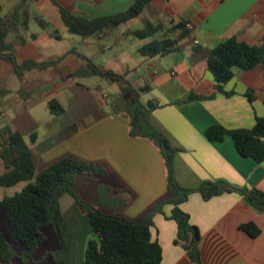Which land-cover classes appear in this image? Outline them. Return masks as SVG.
<instances>
[{"label":"crops","instance_id":"obj_1","mask_svg":"<svg viewBox=\"0 0 264 264\" xmlns=\"http://www.w3.org/2000/svg\"><path fill=\"white\" fill-rule=\"evenodd\" d=\"M55 1L73 14L87 19L124 11L133 3V0ZM22 2L30 15L37 14L43 18L39 12L48 14L49 7L58 12L51 0H19L11 11L1 17L10 18L15 7ZM140 15L146 17L145 22H161L162 30H166L171 37L179 34V29L168 30L177 22H189L192 28L186 37L177 41L180 50L152 57L141 54L138 48L160 35L156 32L151 37L136 38L131 33L138 28L131 27L134 19L97 35H76L83 43V51H73L68 55L44 52L49 38H61L57 29H47L50 22L45 18L47 25L44 28L38 24L41 31L27 34L28 24L34 19H29L26 28L22 27L20 21L23 15L20 13L17 28L9 30L5 40L17 42L20 38L24 39L23 43L14 46L18 63L27 59L41 63L55 61L43 68L31 69L59 73L52 93L67 88L69 95V87L76 82L71 73L86 65L81 56L92 58L95 64L115 74L124 75L133 88L144 89L139 92V98L144 95L142 102L153 99L159 105L149 113L151 124L164 133L170 145L177 149L173 154L172 168L173 176L181 186L196 188L206 180L224 179L235 186L256 187L264 192V162L258 163L241 156L229 136L222 141H210L204 133L214 124L227 129L249 128L256 117L264 115V66L246 70L234 68L232 77L223 85L224 90L230 92L225 94L215 89V80L206 58H198L193 53L194 46L211 49L229 37L249 45L264 41V0H152ZM123 25H128L127 29H122ZM9 35H12L11 39ZM81 85L88 88L97 101L100 117L85 114L65 122L61 116L54 119L55 116L50 113V117L40 123L30 113V106L38 99L30 100L29 93H20L16 101L8 99L5 103L14 113L23 102L30 104L29 114L37 124L33 130L35 138L31 140L27 134L24 139L33 151L34 163L39 159L45 167L59 156L71 153L107 166L109 175L114 176L120 185L116 187V192L126 196V204L121 201L115 203L111 196L99 199L94 178L78 179L76 188H90L91 194L87 191L85 194L95 198V205L105 212L133 221L142 220L149 214L153 203L167 192L164 158L149 138L130 136L128 125L121 115L105 111L91 87ZM248 90L253 92L252 100L245 95ZM190 92L213 95L202 100L185 101ZM68 95L64 103L58 101L66 105ZM79 195L82 196L80 192ZM58 203L63 217L75 216L78 219L74 233L75 264H86L85 247L92 236L89 216L67 191L59 195ZM180 207L189 214L190 222L198 229L201 264H264V211L250 206L243 195L235 191L224 192L204 200L200 193L192 192ZM171 208V204H165L162 211L152 213L150 233L151 239L158 241L162 249L160 264H198L173 242L177 226L168 217ZM248 221L259 228L257 235L251 236L239 228L240 224ZM48 227L56 240L57 251L59 239L56 230L50 225Z\"/></svg>","mask_w":264,"mask_h":264},{"label":"trees","instance_id":"obj_2","mask_svg":"<svg viewBox=\"0 0 264 264\" xmlns=\"http://www.w3.org/2000/svg\"><path fill=\"white\" fill-rule=\"evenodd\" d=\"M51 1L57 7L60 18L70 33L88 37L132 21L150 5L152 0H133L131 6L124 11L93 19L75 15L55 0ZM24 4L22 2L17 5L10 18L0 16V58H4L12 65L14 73L19 78L25 71L55 63V61L41 63L30 59L18 63L14 46L16 43H23L24 39L20 38L16 43L5 40L8 31L17 28L20 13L23 15L20 21L22 27H27L29 19H34L43 28L47 25L41 16L30 15L28 8L23 7ZM162 29L161 22L156 24L145 22L141 28L133 29L131 33L138 39H144ZM172 29L180 30L178 36L171 37L163 32L159 37L144 42L138 48L139 52L152 57L180 50L177 41L186 37L189 29L185 27L183 21L171 25L168 30ZM193 53L198 58H206L208 69L215 80V89L225 94L230 92H226L223 85L232 77L234 68L246 70L264 66V41L257 45H249L235 37H229L211 49L194 46ZM81 57L86 60L85 67L77 68L71 76L100 75L121 83L120 115L128 125L130 136L147 137L159 148L167 170V194L153 203L144 219L133 221L103 211L99 205L86 201L77 192L78 179L108 174L109 169L105 165L66 153L35 175L33 151L24 137L29 134L33 140L35 138L33 130L37 124L31 119L29 105L23 102L15 109L11 122L0 126V159L4 167L0 174V185L11 186L20 181H29L33 177L35 181L27 182L13 195L0 198L3 221L11 229L9 240L0 232V264H9L15 257L23 262L31 260L37 247L45 240L42 228L49 225L56 230L59 239V248L55 252L57 263L75 264L74 233L78 219L75 216L61 215L58 197L64 191L69 192L89 216L92 236L85 247L86 264H160L162 249L158 241L151 239L150 229L153 225L152 213L162 211V206L166 203L172 205L168 217L173 219L177 226L173 242L180 245L192 261L201 264L198 229L190 222L189 214L181 209L180 204L192 192L200 193L202 198L207 200L224 192L235 191L243 195L250 206L264 211V192L256 187L248 189L235 186L224 179L206 180L196 188L181 186L175 180L172 168L173 154L177 149L170 145L165 134L157 130L149 119V113L159 106L158 103L153 99L141 102L139 92L144 89L133 88L125 80L124 75L115 74L98 66L90 57ZM212 95L190 92L185 101L202 100ZM245 95L252 100V90L246 91ZM47 106L49 112L55 116L54 119L61 116L63 121L75 120L85 114H93L96 118L101 116L98 111L99 105L89 89L77 81L69 87L66 105H62L56 98H50ZM204 133L210 141H222L225 136H229L241 156L252 158L258 163L264 162V115L256 117L254 124L249 128L227 129L220 124H214L206 128ZM121 203L126 204L127 201L124 199ZM239 228L251 236L259 233V228L252 221L240 224ZM10 242L20 245L18 254Z\"/></svg>","mask_w":264,"mask_h":264},{"label":"rangeland","instance_id":"obj_3","mask_svg":"<svg viewBox=\"0 0 264 264\" xmlns=\"http://www.w3.org/2000/svg\"><path fill=\"white\" fill-rule=\"evenodd\" d=\"M19 0H0V16L5 15L11 11ZM51 4V3H49ZM47 13L39 12L42 14L43 18L48 20L49 29H57L59 34L61 35L60 39L49 38L46 45H44L45 53H64L65 55L71 54L74 52H82L83 51V43L79 40L76 35H72L67 32L66 27L63 25L58 12L54 9V7H49ZM146 17H141L139 15L137 18L133 20L131 23V27H142L144 25ZM128 25L121 26L122 29H127ZM27 34L30 32L41 31L40 26L34 20H31L28 24ZM166 30L158 31L156 34L161 35ZM12 35H9V39H11ZM15 41V40H13ZM16 43V42H14ZM16 45V44H15ZM62 55V54H60ZM60 55L58 57H60ZM54 56V55H52ZM57 57V56H55ZM56 59V58H55ZM139 73V71H136ZM56 77H59V73L52 70L49 72H39V70H31L24 72L22 77H18L9 62L0 58V126L9 124L14 117V111L7 106L5 100H13L16 101V97L20 95V93H29L32 100L38 99L33 105L30 106V113L37 119L40 123L47 120L50 117V112L47 106V101L50 98H56L60 102L64 103L66 96L68 95L67 88L60 89L55 93H52V89L55 88L54 83L56 81ZM73 81H77L78 83L88 85L91 87L92 92L97 95L98 100L101 103V107L107 111L108 113H113L119 115L122 111H120V90L121 83L112 82L106 77L100 75H90V76H75L73 77ZM104 95V96H103ZM11 98V99H10ZM141 96L140 101L142 102ZM30 99V100H31ZM16 103V102H15ZM117 104V105H115ZM163 156V155H162ZM165 161V160H164ZM35 175L44 167L43 163H40L39 159L35 160ZM4 171L3 162L0 159V174ZM95 180V184L98 185L96 187L97 197L102 200L105 196H111V199L118 203L121 200L125 199V195L118 191L116 187H120L116 178L111 174H104L99 176H93ZM30 182L35 181V177H33ZM29 181H20L11 186H1L0 185V198L3 196L13 195L16 192L20 191L22 187ZM95 185V186H97ZM111 186V187H110ZM79 189L77 187V192L81 193V195L86 198V201H91L90 203L95 204L96 199L92 196H87L86 191L91 194L90 188L81 187ZM111 190L112 192L108 191ZM167 192L163 195L165 196ZM81 196V197H82ZM161 196V197H163ZM82 197V198H83ZM160 199V198H159ZM167 204V203H166ZM165 205V204H164ZM163 205V206H164ZM162 206V208H163ZM109 208V206H107ZM104 209V208H103ZM42 231L46 235V239L37 247L35 250L33 257L28 261H21L19 258L15 257L12 260V264H57L56 261V240L53 234L49 231V227H43ZM0 232L3 236L9 240V234L11 229L9 226L3 221V210H0ZM176 236V235H175ZM175 238V237H174ZM14 251L18 254L20 252V245L15 242H10ZM178 245V244H177Z\"/></svg>","mask_w":264,"mask_h":264},{"label":"built area","instance_id":"obj_4","mask_svg":"<svg viewBox=\"0 0 264 264\" xmlns=\"http://www.w3.org/2000/svg\"><path fill=\"white\" fill-rule=\"evenodd\" d=\"M185 27L188 28V29H191V28H192V25H191V23L186 22V23H185ZM103 96H104V95H103Z\"/></svg>","mask_w":264,"mask_h":264}]
</instances>
